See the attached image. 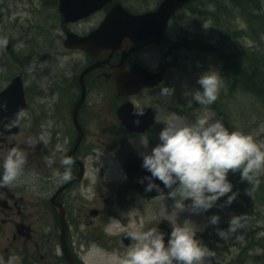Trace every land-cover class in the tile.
<instances>
[{
	"label": "rangeland",
	"instance_id": "rangeland-1",
	"mask_svg": "<svg viewBox=\"0 0 264 264\" xmlns=\"http://www.w3.org/2000/svg\"><path fill=\"white\" fill-rule=\"evenodd\" d=\"M50 1L52 0H0V41H6V44L0 45V90L5 86L3 85L4 82L12 78L10 75L11 73H13L12 76L15 74L24 76L23 71H26L27 79H25V81L27 82L30 80L32 82L36 80L40 86H45L44 83H48L47 79H51L49 71L55 69V57L59 52L57 38L60 31L61 16L58 7L56 8L54 5H51ZM260 1L264 14V0ZM156 3L157 0H150L148 5L144 4L141 0H126L127 7L134 12L147 11L154 7ZM21 8L27 11L23 12ZM11 10L14 14H9ZM104 16L105 13H100L83 26H92ZM185 18H190V14L186 13L184 15L183 13L179 16L178 20L173 25V34L171 33L170 37H173L176 33V25L180 22L183 24L184 28L192 33L199 31L204 34L203 36L206 39H211L213 41L219 39L210 21L207 22V26L199 29L193 25L184 23ZM231 27L235 30L239 27H243V29L246 28L245 22L241 18L232 22ZM233 29L232 31H234ZM33 42L34 47H32ZM225 44L228 49L230 47L231 50L236 53L249 54L250 56L257 55L261 61H264V23L251 33L245 30L237 40L236 38H230V40L225 41ZM8 47L14 48L18 52H24L23 61L25 68L15 69L12 72L6 69L5 66L11 59V54L7 52ZM222 54L225 56V50L222 51ZM181 58L182 60L176 63L177 66L174 72V110L184 109L190 106L188 103L191 99L189 93L200 88L197 82L198 78L210 69L216 71L215 64L218 61L215 60L213 55L199 51L183 53L181 54ZM38 69H43L44 74L41 73V75L37 77L34 76V74H37ZM228 85L229 84H226L225 97L220 101V107L223 108V112L226 116L224 121L233 124L235 131L238 130L250 133L254 135L258 142L264 143V99L257 98L244 90L235 89L232 91ZM45 93L47 92L45 91ZM47 95L50 94L47 93ZM43 97H45V95ZM43 97H38L37 102H34L31 108L32 112L38 116L41 111L45 113L49 110L51 113L57 102L56 97L52 99L51 97H48V99H44ZM193 103L194 102L191 104ZM205 111L212 112L216 118L221 119L211 106H208L206 109L203 106L197 109L195 108L189 114L185 115L178 114L175 111L174 114L185 122L191 123L195 120L197 115H202ZM142 137L146 141L155 138L144 136H136L133 138V143L139 150L150 152L152 149L149 144L147 147L141 144ZM27 138V142H24L25 145L33 142V133L28 134ZM159 142V137H157V144ZM3 153H5V150L0 151V163L5 159ZM112 155V153L106 152L98 153V157L105 160L108 165H110L108 174L109 180L116 182L118 178L124 177V173L118 160L114 159ZM92 175L98 177V174L94 172ZM235 176L236 175H231L229 173L228 178L233 184V192L237 193L235 202L241 206L238 211L236 208L222 207L211 211L210 214L209 210L207 212H196L192 208L191 200L185 201V208L183 211H180V207L175 206L176 199L170 197L153 201V205H156L157 201L159 204L165 202L159 207L157 212H154L153 208L152 211H148V213L138 209L120 212L118 219H111L113 226H108L107 230L116 232L122 227L125 221L131 227L133 225L143 226L145 229L147 225H152L160 221L167 223L172 228L177 222L183 223L185 220H191L204 229L202 232L198 233V237L216 252L212 264L215 262H233L234 258L241 253L243 247L250 242L253 226H261L263 229L260 234L264 236V198L262 197L264 194L261 195L259 192H253L247 182ZM259 178L264 183V174H261L258 179ZM90 207H99V204H91ZM256 211L259 212V216L256 218L257 220H253L252 222L251 218H254L252 214H255ZM240 214H245V219L243 221L244 227L235 234L230 235L229 238L221 239L217 234L218 229H227L231 217ZM212 215H219L220 222L218 225L210 227L209 218ZM104 219L105 217L96 219L87 213L72 217L71 222L73 223L74 229L87 231L96 228L104 229ZM44 225L45 230L42 234L48 237L51 235L52 229L46 226L45 223ZM3 230L5 229L1 228L0 231V264H26V262H28V264H58L54 263L56 262L55 257H44L41 259L40 255H43L46 250L48 251L47 244L43 243V249L39 252L33 244H27L23 239L15 241L12 238L13 232H2ZM80 247L81 251H85L86 248L84 245ZM89 248L87 250H89ZM261 253L262 249L258 247L250 251L251 255Z\"/></svg>",
	"mask_w": 264,
	"mask_h": 264
},
{
	"label": "clouds",
	"instance_id": "clouds-1",
	"mask_svg": "<svg viewBox=\"0 0 264 264\" xmlns=\"http://www.w3.org/2000/svg\"><path fill=\"white\" fill-rule=\"evenodd\" d=\"M2 44L6 41H0ZM197 82L200 88L189 93L191 99L188 103L195 102L206 109L218 100L224 88V78L210 69ZM160 91L165 96L174 93V89L167 86ZM134 115L143 116L144 111L136 110ZM29 120L30 114L19 109L4 127L10 129L21 123L27 126ZM163 123L160 142L150 152L142 153V167L151 174L140 180V183L148 181L147 192L169 189L168 196L176 199L175 206H179L180 211L185 208L184 202L191 200L196 212H207L222 197L227 196L229 205L236 199L237 193L233 192V184L228 178L230 172H239L242 181L259 184L258 177L264 174V143L258 142L254 135L230 131L222 119L209 111L197 115L191 123L175 114ZM141 144L147 147L148 141L142 137ZM26 163L22 152L10 151L0 163V187L20 181L25 174ZM52 163L53 160L48 161L49 165ZM60 163L65 172L63 176L58 172L54 175L58 179H67L75 161L65 156ZM32 175L35 178V173ZM157 180L160 184L156 183ZM244 219L245 214L233 215L228 228L218 229L217 234L221 239L229 238L244 227ZM219 222V215L209 218L211 225ZM203 230L191 220L177 222L172 226L166 243L165 233L158 227L145 230L143 226L133 225L127 232L133 244L126 252H109L92 244L84 264H212L216 252L198 237ZM114 234L109 231V235Z\"/></svg>",
	"mask_w": 264,
	"mask_h": 264
},
{
	"label": "flooded vegetation",
	"instance_id": "flooded-vegetation-1",
	"mask_svg": "<svg viewBox=\"0 0 264 264\" xmlns=\"http://www.w3.org/2000/svg\"><path fill=\"white\" fill-rule=\"evenodd\" d=\"M62 29L66 31L68 28L63 26ZM62 43L64 54L58 59L57 74L58 104L55 116L51 120L48 119L54 121L55 125L44 124L39 127L34 115L31 118L34 133H38L39 137H51L48 144H39L37 147L29 146V150H24L27 146L16 139L19 133L0 137V148L9 147L11 150L20 151L27 160L25 174L17 182L19 185L15 186L17 184L15 183L0 187V211L8 217L3 222L7 223L9 220L14 224L13 216L19 217L20 222L27 225L33 233L36 232V228H33L34 222L30 218L33 217L34 212L37 216L50 215L51 217L58 212L52 205V200L63 203L68 216L73 206L85 207L83 203L90 195L92 184L91 169H94L97 163H93V167L90 166V159L102 147L98 142L96 143L95 138H98L104 145L111 143L109 150L113 151L114 157L119 159L121 164H123L126 153L134 149L131 144L134 134L128 131L118 116V109L121 105L132 101L139 109L144 107L154 109L156 118L154 126L158 127L156 129L153 127L146 135L152 134L154 129L160 132L165 126L163 122L173 115L171 95H162L160 91L165 86L172 88L174 61L178 59L173 52L168 50L161 54L162 57L159 60L152 48H147L132 53L121 64L122 53L111 54L108 51L99 50L92 56L80 50L67 49L64 47V41ZM134 64H141L155 72L164 70L165 85L146 89L135 96H120L114 83L113 67L129 69ZM94 65L97 67L84 74ZM36 92L33 91V94ZM147 93L153 96L152 103L145 102L144 95ZM79 103L81 105L78 107ZM27 112L29 113V105ZM80 136L81 143L72 154ZM104 137H110V140L101 139ZM23 139L25 137H22ZM65 156L71 157L75 163L71 166L67 179H58L54 174L58 172L63 176L65 168L60 161ZM49 160H53L54 163L49 165ZM103 167L106 172L108 168L104 164ZM81 172L83 175L79 177ZM33 173H35V178H33ZM101 179L104 180L105 176ZM127 181L124 177L118 189H111L112 184L108 183V194L118 196L120 206H123L125 194L131 197L135 194L141 196L129 187ZM72 198L75 199V204L70 205ZM145 199L152 198L146 197ZM57 226V223H54V227L57 228ZM125 233L126 231L120 232L112 240L123 250L129 248L123 240Z\"/></svg>",
	"mask_w": 264,
	"mask_h": 264
},
{
	"label": "water",
	"instance_id": "water-1",
	"mask_svg": "<svg viewBox=\"0 0 264 264\" xmlns=\"http://www.w3.org/2000/svg\"><path fill=\"white\" fill-rule=\"evenodd\" d=\"M109 1L111 0H61L60 7L66 19L77 20L84 17V15H86L85 12L90 13L97 8L102 7ZM186 2L187 0H166L153 17H147L145 19L147 25H163V23L173 14L172 10L182 6ZM110 17L111 19L114 17H120L122 28L118 34L122 35L127 33L134 37V35H138L135 25H145V21L141 17L130 15L127 11L122 10L121 7L113 9L110 13ZM23 96L22 82L18 78V80H16V82L0 96V127L7 129L4 127V124L19 109H22L21 107L24 100ZM142 163L143 162H139L128 165V170H130L132 177L135 176L136 170L147 176L151 175L142 167ZM159 183L160 181H158V184Z\"/></svg>",
	"mask_w": 264,
	"mask_h": 264
},
{
	"label": "trees",
	"instance_id": "trees-1",
	"mask_svg": "<svg viewBox=\"0 0 264 264\" xmlns=\"http://www.w3.org/2000/svg\"><path fill=\"white\" fill-rule=\"evenodd\" d=\"M235 2L239 5L240 4V2H241V0H235ZM251 3H253V5H255L254 7H259L258 5V0H251ZM246 6H244V7H242L244 10H246V8H245ZM251 20H254L255 22H257L258 21V18L257 17H255V18H253V19H251ZM251 20H249L251 23H253ZM239 62H240V66H239V72H243V73H246V71L243 69V67L241 66V60L239 59ZM247 63V62H246ZM257 64L254 66L255 68H257ZM251 83L252 84H254V85H256L258 82H257V80L256 79H251Z\"/></svg>",
	"mask_w": 264,
	"mask_h": 264
},
{
	"label": "bare ground",
	"instance_id": "bare-ground-1",
	"mask_svg": "<svg viewBox=\"0 0 264 264\" xmlns=\"http://www.w3.org/2000/svg\"><path fill=\"white\" fill-rule=\"evenodd\" d=\"M193 1H197V0H193Z\"/></svg>",
	"mask_w": 264,
	"mask_h": 264
}]
</instances>
